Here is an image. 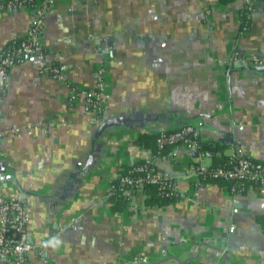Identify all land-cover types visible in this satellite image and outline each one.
Instances as JSON below:
<instances>
[{"label": "crops", "instance_id": "0c3cea01", "mask_svg": "<svg viewBox=\"0 0 264 264\" xmlns=\"http://www.w3.org/2000/svg\"><path fill=\"white\" fill-rule=\"evenodd\" d=\"M33 20L30 8L2 6L0 48ZM39 37L40 57L12 65L0 95L1 184L26 209L27 264H264L256 219L264 191L247 185L234 195L208 180L196 187L198 151L187 155L179 144L156 154L136 143L193 119L201 139L222 140L225 154L240 147L264 162V71L232 61L264 55V0H55ZM41 63H66L65 81L39 72ZM100 65L109 99L90 125L68 84L90 88ZM140 160L173 181L176 198L147 206L136 189L111 210V181ZM50 239L55 247L38 248Z\"/></svg>", "mask_w": 264, "mask_h": 264}, {"label": "built area", "instance_id": "2783aa9c", "mask_svg": "<svg viewBox=\"0 0 264 264\" xmlns=\"http://www.w3.org/2000/svg\"><path fill=\"white\" fill-rule=\"evenodd\" d=\"M34 1V6L30 8L33 12L34 20L20 40L0 48V95L8 83L9 70L24 55H41L42 48L40 42V30L44 15L54 5L55 0H16L14 3L29 8V3ZM12 4V2H7ZM4 6H0V9ZM251 10V7H248ZM248 14V13H247ZM247 14L245 17H247ZM241 20V17H240ZM248 26L240 25V33H245ZM233 62H243L244 64L264 65V55L254 52L246 54H235ZM106 65H100L94 71V82L90 88H82L76 84H68V99L70 101H80L83 111L88 115L90 125H95L104 110L109 99V92L106 83ZM68 65L66 63H51L39 65V72L48 74L59 81H65ZM18 129L10 130L15 132ZM4 132L0 131V137ZM199 131L190 123L172 130H161L157 133L155 142L158 148L165 145H182L187 155L193 150L198 151V161L192 165L191 170L197 176L196 187H200L203 181L213 179H233L235 185L230 187L232 194L242 193L247 185L257 187L264 191V162L251 158L242 148L234 147L228 154L225 166H211V154L209 151L198 150ZM209 160V161H207ZM1 177V174H0ZM120 184L126 185L122 189L127 193L129 189H142L145 184L156 186L160 195L172 197L176 195V188L167 176L155 169L152 163H136L131 167L129 173L120 178ZM235 201V198H234ZM27 213L24 204L19 197L8 196L3 192L0 179V261L10 262V264H27L28 253L34 248V244L29 240L26 230ZM56 239H50L39 243L38 248L43 250L46 246L55 247ZM140 257L132 260L133 263L140 261Z\"/></svg>", "mask_w": 264, "mask_h": 264}, {"label": "trees", "instance_id": "16d2710c", "mask_svg": "<svg viewBox=\"0 0 264 264\" xmlns=\"http://www.w3.org/2000/svg\"><path fill=\"white\" fill-rule=\"evenodd\" d=\"M12 2L14 3L16 0H0V3L5 5L7 2ZM29 8H32L34 6V1L29 3ZM247 10L241 9V24H246L249 26V19L245 17L247 14ZM20 40L19 38H16L12 40L8 45L11 46L12 44L17 43ZM188 122V121H187ZM192 124V123H190ZM195 128H197L194 124H192ZM181 125L178 127L172 128L176 129L179 128ZM170 129V130H172ZM169 130V129H168ZM157 136V133H141L138 138L136 139V143L142 145L143 147L151 148L154 150L156 154H162L164 153L168 148H170L173 145H165L163 148H158L155 142V138ZM198 150L200 151H209L211 154V166H225L227 163L228 159V154H225V148L226 146L224 145L223 141L218 139V140H208L204 141L201 139L200 135L198 136ZM137 163H145V160H140ZM136 163L127 165L122 167V169L119 171L117 176L111 181L110 187L108 190V195H107V201L109 203V207L113 211L121 210L125 204L127 203V200L129 199V194L131 193L132 190L134 189H129L127 193H124L122 189H125L127 186L126 185H121L120 184V178L126 174L129 173V170L131 169L132 166H134ZM212 181H217L223 184H226L228 188L231 186L235 185V181L233 179L226 180V179H213ZM143 193L145 194V204L147 206H153V205H163L167 204L170 201L174 200L176 198V195L172 197H164L159 194L157 188L153 184H145L142 189ZM257 221L260 223L261 229L264 231V218L262 216L256 217Z\"/></svg>", "mask_w": 264, "mask_h": 264}, {"label": "water", "instance_id": "95a60500", "mask_svg": "<svg viewBox=\"0 0 264 264\" xmlns=\"http://www.w3.org/2000/svg\"><path fill=\"white\" fill-rule=\"evenodd\" d=\"M34 56V57H37L36 54H27L26 56ZM234 66L236 67H240V68H244V69H248V70H251V71H264V65H253V64H244L243 62H235L234 63ZM184 123H192V124H195V121L193 119L191 120H188V122H184ZM182 123V124H184ZM97 133H99V131H97ZM228 134L229 133H225V142L227 144H230V142L227 141V137H228ZM92 139H95L94 135L92 136ZM194 152H196V150H193ZM4 163L0 162V174H1V177L0 179L3 180L5 178V174H4ZM0 264H6V262H2Z\"/></svg>", "mask_w": 264, "mask_h": 264}]
</instances>
